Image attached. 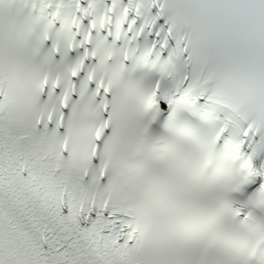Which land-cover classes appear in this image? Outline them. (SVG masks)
<instances>
[{"label":"snow or ice","instance_id":"snow-or-ice-1","mask_svg":"<svg viewBox=\"0 0 264 264\" xmlns=\"http://www.w3.org/2000/svg\"><path fill=\"white\" fill-rule=\"evenodd\" d=\"M0 264H264V0H0Z\"/></svg>","mask_w":264,"mask_h":264}]
</instances>
